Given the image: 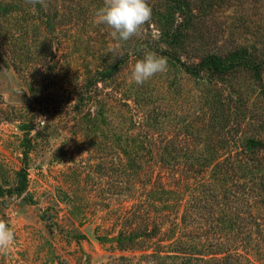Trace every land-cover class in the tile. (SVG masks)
I'll list each match as a JSON object with an SVG mask.
<instances>
[{
  "label": "rangeland",
  "instance_id": "rangeland-1",
  "mask_svg": "<svg viewBox=\"0 0 264 264\" xmlns=\"http://www.w3.org/2000/svg\"><path fill=\"white\" fill-rule=\"evenodd\" d=\"M147 2L150 20L139 35L119 41L114 54L111 29L94 23L103 0H45L46 7L0 0V185L14 187L23 165L27 172L23 191L0 193V219L15 233L0 264H264V205L232 204L238 221L224 228L209 210L222 205L225 185L218 177L241 164V140H264L261 87L236 71L231 85L210 86V99L201 94L203 81L185 72L158 38L172 1ZM193 6L184 28L194 41L181 58L196 56L198 47L238 46L264 59V0H195ZM55 11L49 27L45 18ZM146 50L167 58L168 70L138 85L131 71ZM112 66V75L89 82ZM238 107L245 117L234 115ZM223 123L226 139L213 159L207 146L218 137L204 140L203 127L210 132ZM164 143L177 153L186 147L179 157L183 179L167 178L168 168L157 161ZM262 168L253 161L245 176L224 181L243 195L237 179L249 185ZM162 172L172 190L149 198L148 185L154 181L156 188ZM148 214L160 222L158 233L142 247H120L118 230L131 220L147 226ZM155 248L160 256L151 255Z\"/></svg>",
  "mask_w": 264,
  "mask_h": 264
},
{
  "label": "trees",
  "instance_id": "trees-1",
  "mask_svg": "<svg viewBox=\"0 0 264 264\" xmlns=\"http://www.w3.org/2000/svg\"><path fill=\"white\" fill-rule=\"evenodd\" d=\"M171 1L172 2L170 6L172 9L170 10L169 13H166V15L169 16V19L167 21L169 22V24L166 25V23L165 24L161 23V29L159 30L158 38L164 41L165 43H167V45H169V47L166 48L168 49L166 50L167 51L166 53H170V55L177 60V62L180 64L181 68H183L185 72L193 76L199 82L203 81L202 83L205 84L206 85L205 87L207 88L205 90H202L201 94L206 91L205 94L208 95V91L211 88L210 86H212V84L214 83H218V81L219 82L224 81V80L230 81V85H231V82H233L232 76L236 71L248 72V74L253 79V81H255L256 83L260 85L261 87L260 90L264 94V83L262 81L263 73H264V59L259 58L258 54L248 51L244 47H238V46L234 47L233 46V47L226 49L225 51L209 50V49L205 51H201V48L198 47L197 48L198 54L194 56L196 57V59H194L193 56L191 58H185V59L181 58V57H184V55L182 54H184L186 48L189 45V42L191 43L193 40L192 38H190L188 30L185 29L184 26L190 22L191 18L194 17L195 8H193L194 7L193 5L195 3V0H171ZM199 1H203V0H199ZM56 12L57 11L53 12V15L47 16V18H45L46 20L44 22L47 26L53 27L54 19H55V23L57 22ZM175 13H177V15L180 17L179 19L174 18L173 14ZM191 30H193V28ZM190 47H194V46H190ZM140 48H141L140 44H136V46H134L135 53L139 52ZM176 48L179 50V52L176 51ZM153 49L156 52H162L163 50V49L160 50V48L157 46H155V48ZM114 71H115V66H112L111 68L107 70L101 71L99 76L97 77L93 76L92 78H90L89 82H92L93 80L98 81L99 79H101L100 78L101 75L103 77L110 76L114 73ZM210 95H208L209 99L211 98ZM220 95L223 96V93L221 92ZM242 95L243 96H247V95H244L243 92H240L239 94V99H241L244 102V100L241 98ZM233 111L236 117L237 115L239 117L246 116L245 114L246 112L244 113V109L241 111L239 107L234 108ZM234 115H232L233 118H234ZM238 124H240V122ZM217 125H218L217 128L215 130L212 129L210 132L207 131L206 126L203 127V131L205 130L203 134L204 136L207 135V137H204V140L209 139L212 136L218 137L217 139L218 144L216 143L213 146H207L208 149L209 148L213 149L212 151H210L214 153V155H210V158H213V159L216 157L215 153L219 150V148H222V146L224 145V139H226L225 131H226L227 124L223 123V124H217ZM195 136L198 137V139L202 140L201 139L202 134H199V135L195 134ZM169 147H170L169 143H164L163 146H159L157 161H160L161 164L165 163L164 166L168 168L167 178L175 177V179L177 180L178 178L182 176V174L180 173L181 172L180 171L181 161L179 157L183 155L186 147L177 149L178 152L182 151V152H179L181 154L175 152L173 149H170ZM261 151H264V140L254 138L252 136H247V138L242 139L240 143V149H239V154L240 153L241 154H240V157L238 158V160L241 161V164L240 165L232 164L229 167V171L226 170V175L222 174V176L220 175L218 177V178H221L222 180L220 182H222L225 185L223 186V189H222L224 190L223 195H221V197L218 198L220 203H222V205L217 206L218 209L215 208V209H209V210H211V212L214 211V213H216V224H219L220 227L222 226L224 228V224H227L228 222L236 223L238 221L236 217V213H231L232 211L229 210L232 204L235 205L233 206L235 208H238L236 206L239 204H241L240 207H242L244 204L250 207H252L255 204H258L260 206L264 205V181L262 180V178L264 177V168L260 170L259 174H256L257 176L254 179L252 176L250 180L251 182L249 185H247V182L245 180L244 181L239 180L240 178L237 179V181L235 182V185H237L238 187L236 189L237 190L242 189L244 192L243 195H237L235 191L233 190L234 188L227 186V183L229 182L224 181L226 177H228V179L230 178V181H231V178L235 177L236 175L240 177L245 176L247 171L252 170L251 163L253 161H255V164H263L264 166V157L262 155L260 157L257 156V153H260ZM27 152H28V146L26 145L24 149V154H23L24 163L27 157ZM184 159H186V156ZM215 165L222 166V163L221 164L216 163ZM183 177L184 175L181 178L183 179ZM156 178H157V175H156ZM162 178H164V172L161 173V176L158 175V179H159L158 186L161 187L160 189H157L158 186H156L155 188L154 181L152 183L149 182L150 183L148 185L149 189L147 190V196L149 198L155 197L154 194L160 190H164V192L167 194L171 192L170 190H172V187L168 185L169 184L168 182L164 184L163 182L164 180H162ZM258 179L261 181V184L254 186V184L258 183ZM251 183H252V186H251ZM26 185H27V172H26L25 165H23L18 173V183L12 188H5L0 185V193H4V192L12 193L14 191L21 192L26 188ZM253 189L254 191H260L259 195L258 194L253 195L251 192ZM204 205L205 207H201V208H204L202 212L204 211L208 212V208H206L205 203ZM151 207L152 206H150L149 208ZM202 214H207V213H202ZM138 215H139V212L137 213V217ZM151 215L152 214L150 215L148 214V222L146 223L147 226L143 225V227H141L139 225L140 224L139 222H136V221L133 222L131 220V225L129 226V228L122 227L121 229H119L118 236L116 238L119 246L122 248L142 247L148 241L147 238L156 235L160 229L159 228L160 222L154 221V218ZM209 215L211 216V214ZM250 215L253 216V213L251 211L249 212V216ZM248 223L250 222H247L246 225ZM150 225H151V228L148 229ZM241 229L242 228L240 227L238 231H241ZM247 232H250V229H248ZM248 235L250 236V233H248ZM244 243L249 244L250 239L248 238ZM159 251H161V249L155 248V250L151 252L152 253L151 255L160 256Z\"/></svg>",
  "mask_w": 264,
  "mask_h": 264
},
{
  "label": "clouds",
  "instance_id": "clouds-1",
  "mask_svg": "<svg viewBox=\"0 0 264 264\" xmlns=\"http://www.w3.org/2000/svg\"><path fill=\"white\" fill-rule=\"evenodd\" d=\"M26 4L46 7L45 0H25ZM151 18V8L147 0H103L94 15V23L106 25L111 29V37L117 41L110 51L114 54L121 47L119 41H128L140 34L143 26ZM168 70L167 58L156 52L146 50L142 59H138L131 71L130 79L138 85L143 84L158 73ZM15 242L13 229L0 219V253H7Z\"/></svg>",
  "mask_w": 264,
  "mask_h": 264
}]
</instances>
